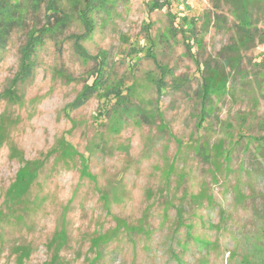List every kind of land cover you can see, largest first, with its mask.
<instances>
[{
	"label": "rangeland",
	"instance_id": "1",
	"mask_svg": "<svg viewBox=\"0 0 264 264\" xmlns=\"http://www.w3.org/2000/svg\"><path fill=\"white\" fill-rule=\"evenodd\" d=\"M153 1L115 0L88 60L76 22L32 67L44 3L0 19V264H264V43L233 57L234 32L203 24L211 0ZM195 19L196 40L177 31ZM100 56L106 82L134 83L125 111L71 107Z\"/></svg>",
	"mask_w": 264,
	"mask_h": 264
},
{
	"label": "trees",
	"instance_id": "2",
	"mask_svg": "<svg viewBox=\"0 0 264 264\" xmlns=\"http://www.w3.org/2000/svg\"><path fill=\"white\" fill-rule=\"evenodd\" d=\"M22 1L24 0H0V19L5 18L14 10H17L20 6H22ZM40 1L44 3V23L39 29L32 33L24 48V56L27 60L25 63L32 67L38 48L49 39L57 43L60 36L76 22L81 26L82 34H73L74 43L79 47L78 52L81 53L82 58L84 60H88L91 56L84 45V41L95 32L101 18L112 12L115 0ZM165 2L169 4L170 0H165ZM211 3L217 12L214 17L210 13H205L203 24L206 27L212 24L214 28L217 27L219 30L226 25L228 29L234 32L237 38L233 43V57H238L239 53L243 49H251L258 44L264 43V0H211ZM157 6H159L157 0H154L150 4L151 9H156ZM172 17L174 22L177 15L172 14ZM176 29L177 31L182 32L185 37L186 32L189 31L191 33L192 40L197 39L198 31L196 19L189 22V26L187 28L188 30H183L180 25H178V28L176 27ZM189 44L190 38L188 39L187 49L188 52H191ZM141 50L143 49L141 48ZM146 54L149 57L156 59L153 45H151V48H148ZM100 57L97 77L92 83L85 86L81 94L71 104V107L73 109L79 108L95 94L101 98L108 97V95L111 94L117 99L115 104L119 105V109L125 111V109L127 110L128 108L124 104L127 101V98L130 97L129 90L134 83H132L131 86H125L123 80L112 83L106 82L107 80L103 79V71L109 63L106 62L107 60H105L104 56ZM160 69L161 77L157 80L158 92L163 90L166 85L164 79L168 73H171L170 69L166 67V65L160 66ZM218 73L222 76L219 71ZM123 89H127L128 92L124 94ZM107 111L108 110L105 109L103 114L107 113ZM258 161H260V165L254 169L258 170V174L261 173V175L264 176V135L261 136L258 141L257 155L254 156L252 163L255 162L256 164L257 162L258 164ZM56 261L57 259L54 260V264Z\"/></svg>",
	"mask_w": 264,
	"mask_h": 264
}]
</instances>
